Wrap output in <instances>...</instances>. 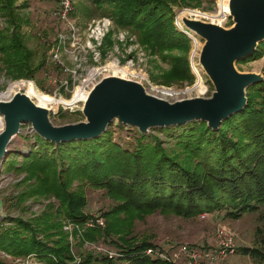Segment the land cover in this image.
<instances>
[{
	"label": "trees",
	"instance_id": "1",
	"mask_svg": "<svg viewBox=\"0 0 264 264\" xmlns=\"http://www.w3.org/2000/svg\"><path fill=\"white\" fill-rule=\"evenodd\" d=\"M16 1L0 0V18L5 23L0 27V64L12 80L32 79L41 65L34 71L31 67L32 51L19 30L25 18ZM202 1L93 0L98 6L106 5L103 15L134 34L154 62L167 64L149 75L152 83L165 86L194 83L188 60L191 38L176 26L173 9L200 8ZM111 36L112 31L105 34L104 47L114 44ZM263 56L264 40L237 63ZM246 99L243 110L223 119L218 130L200 120L162 128L173 147H163L156 136L138 132L131 150L116 143L107 130L96 138L58 144L34 133L37 147L23 155L16 167L24 174L25 188L14 196L15 204L53 196L58 207L46 221L39 216H8L13 227L0 226V250L15 256L34 253L45 264H110L115 259L121 261L118 264H188L186 257L177 262L147 255L145 250L156 246L130 236L133 221L155 211L185 218L220 210L232 219L257 211L264 216V81L249 85ZM82 185L101 188L112 200L113 206L102 214L104 229L87 228L79 234L77 227L90 218L84 210L87 198ZM53 216L71 222L81 240L112 242L115 255L81 254L76 263L65 233L60 232L56 246L48 243L49 231L56 228ZM38 233H44L43 238ZM241 252L264 260L256 247Z\"/></svg>",
	"mask_w": 264,
	"mask_h": 264
},
{
	"label": "rangeland",
	"instance_id": "2",
	"mask_svg": "<svg viewBox=\"0 0 264 264\" xmlns=\"http://www.w3.org/2000/svg\"><path fill=\"white\" fill-rule=\"evenodd\" d=\"M70 1L73 7L70 14L71 23L78 29L76 40L68 36V29L59 18V0L16 1L17 6L20 7V13L25 18L19 30L24 45L32 51L31 67L34 71L38 65L41 66L33 72L32 79L19 78L12 80L10 74L0 64V99H8L15 92L21 91L38 105L41 101L40 95H47L52 100L51 107L48 102L46 103L49 119L53 125L59 126L86 121L83 112L86 97L81 100V97L77 96L70 102H60L58 100L60 98L69 100L76 90L86 91L88 94L96 81L109 75L136 81L150 94L159 95L170 103L196 96L209 98L212 95L214 86L199 63V52L204 41L195 33L189 32L192 40L191 49L188 53L190 69L195 77L194 83L181 86L157 85L150 81L149 75L156 73L159 69H166L167 64L160 61L154 62L153 58L138 44L134 34L127 29L118 28L110 16L103 15L106 5L98 6L93 0ZM217 1L203 0L200 8H190L199 10V13L194 11L195 14L189 12H184V14L188 18H197L204 22L212 21L224 28H230L233 21L228 16L229 11L225 10L224 13H219ZM181 17L182 14L175 15V23L178 28L184 30L186 28ZM4 24V21L0 18V27H4ZM108 31H112L111 39L114 44L106 48L104 47L106 46L104 36ZM60 34L65 35V40H61L62 47L58 52L59 62L52 59L51 51L58 43ZM234 65L239 72H254L264 75V56L249 62H235ZM86 79H88L87 82L91 81V84L88 87L85 86L84 89L82 85ZM22 80L32 81L34 84L33 92L38 93L39 97H33V93H31L28 86L22 87L20 83ZM61 83H69L67 89L61 87ZM203 122L206 123V121ZM2 125L3 121L0 116V130ZM170 126L173 127L174 125ZM170 126L153 127L143 135H154L160 139L163 147H173V140L162 131V128ZM219 127L220 125L216 130ZM105 130L111 134L116 143L130 150L135 145L137 132L140 133L136 127L119 126L113 121L107 125ZM34 133L29 123H23L19 132L9 144V151L2 163L0 173L1 227H13V222L8 220V216L22 219L39 216L42 221H46V218L50 217L58 207V201L53 196L49 198L31 197L24 201L22 205L15 204L14 196L20 189L25 188L21 181L24 174L16 167L20 165L23 155L28 154L31 148L37 147L33 137ZM76 184L75 181L72 187H75ZM82 186L87 198L85 212L90 215V218L99 215L106 225L105 217L102 214L113 206L112 200L101 188L89 185ZM261 214V211L247 212L239 218L232 219L224 214V210H220L214 212V214L206 213L204 218L201 217V214L185 218L175 214L155 211L135 219L130 236H134L139 241L146 240L156 246V251H164L173 257L179 246L194 249H212L210 247H213L216 243L217 227L223 226L231 232L236 247L235 252L228 256L225 264H264L263 259L251 257L241 252L242 248L256 247L261 253H264V242H262L264 240V216ZM66 220V218L62 219L58 216L55 218L53 216L52 221L56 228L49 231L50 235L47 239L50 240L49 245L54 247L59 244L57 241L61 237L60 232L65 233V240L70 243V250L76 263L80 261L79 255L81 254L94 253L100 257L98 254L104 252L98 245L103 246L107 251L115 252L112 242L81 240V237L75 236L73 232L76 228ZM105 225L97 228L104 229ZM87 228L94 227L87 226L84 223L77 227V230L80 234L82 230H87ZM43 234L38 233V237L43 238ZM28 255H32V258H28ZM28 255L15 256L0 250V264H45L34 256V253ZM181 259L183 257H179L177 262H182ZM119 262L121 261L115 259L110 264H118Z\"/></svg>",
	"mask_w": 264,
	"mask_h": 264
},
{
	"label": "water",
	"instance_id": "3",
	"mask_svg": "<svg viewBox=\"0 0 264 264\" xmlns=\"http://www.w3.org/2000/svg\"><path fill=\"white\" fill-rule=\"evenodd\" d=\"M228 16L233 25L224 28L212 21L188 18L199 10L175 7L182 14L184 31L203 39L199 63L209 76L214 90L209 98L201 96L170 103L159 95L150 94L133 80L120 76L101 77L90 88L83 106L86 121L53 125L48 108L34 103L24 92H15L0 99V173L8 146L23 123H29L36 134L56 144L71 140H86L102 134L110 122L136 127L142 134L150 128L178 125L200 119L216 130L223 119L240 112L246 105V89L264 81V75L239 72L235 62L252 53L264 40V0H229ZM192 12H190V11ZM176 24V23H175ZM177 25V24H176ZM1 216V215H0Z\"/></svg>",
	"mask_w": 264,
	"mask_h": 264
},
{
	"label": "built area",
	"instance_id": "4",
	"mask_svg": "<svg viewBox=\"0 0 264 264\" xmlns=\"http://www.w3.org/2000/svg\"><path fill=\"white\" fill-rule=\"evenodd\" d=\"M72 11L73 7L70 0H59V18L65 23L69 32L68 36H71L73 40H76L78 29L73 25V23H71L70 14L72 13ZM62 39L65 40V35L62 36L60 34L58 43L54 48H52L51 51L52 59L59 61L58 52L62 47ZM87 80L88 79L83 82L82 86L84 87V89L86 88L85 86L88 87V85L91 84V81L87 82ZM68 84L69 83H61L60 86L67 89ZM205 216L206 213L201 214L202 218H204ZM85 223L87 226L99 228L104 227L105 225L102 217H100L99 215L88 218ZM98 246L104 253H107L109 256L115 255V252L113 253L111 251H107L103 246ZM235 248L236 247L233 243L231 232L225 227L220 226L217 227L216 243L212 249H192L185 246H179L176 253L174 252L173 257H171V255H169L168 253H165L164 251H155L152 248H147L145 250V253L147 255H156L160 258L169 259L172 261H176L179 257H186L188 264H222L229 255L235 252ZM27 257L32 258V255H28Z\"/></svg>",
	"mask_w": 264,
	"mask_h": 264
},
{
	"label": "bare ground",
	"instance_id": "5",
	"mask_svg": "<svg viewBox=\"0 0 264 264\" xmlns=\"http://www.w3.org/2000/svg\"><path fill=\"white\" fill-rule=\"evenodd\" d=\"M228 3H229V0H218L217 1L219 13H224L225 10H228L229 11V5H228ZM20 83L22 84V87L28 86V88H30L31 93H33L32 94L33 97H36V96L39 97L38 93L36 94L35 92H33V86H34V84L32 83V81H29V80L28 81H24V80H22V81H20ZM86 94H87L86 91H82L81 92V91L76 90L73 93L72 98H70L69 100H66L65 98H60L58 101H60V102H70L71 100H73L77 96L78 97H81V100H83L86 97ZM40 99H41V101L38 104L40 107L48 108L47 105H46L47 102H48V104L51 107L52 100L49 99V97L47 95H40ZM48 100H50V101H48Z\"/></svg>",
	"mask_w": 264,
	"mask_h": 264
},
{
	"label": "crops",
	"instance_id": "6",
	"mask_svg": "<svg viewBox=\"0 0 264 264\" xmlns=\"http://www.w3.org/2000/svg\"><path fill=\"white\" fill-rule=\"evenodd\" d=\"M225 263H226V260L222 264H225Z\"/></svg>",
	"mask_w": 264,
	"mask_h": 264
},
{
	"label": "clouds",
	"instance_id": "7",
	"mask_svg": "<svg viewBox=\"0 0 264 264\" xmlns=\"http://www.w3.org/2000/svg\"><path fill=\"white\" fill-rule=\"evenodd\" d=\"M228 258V257H227Z\"/></svg>",
	"mask_w": 264,
	"mask_h": 264
}]
</instances>
